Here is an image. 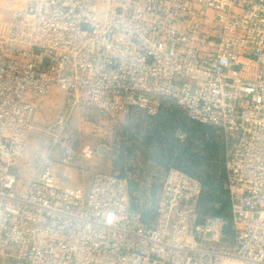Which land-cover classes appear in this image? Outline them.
I'll return each mask as SVG.
<instances>
[{
	"label": "built area",
	"instance_id": "obj_1",
	"mask_svg": "<svg viewBox=\"0 0 264 264\" xmlns=\"http://www.w3.org/2000/svg\"><path fill=\"white\" fill-rule=\"evenodd\" d=\"M61 87L57 117L34 98ZM230 139L229 220L199 216L198 178L169 167L152 213L130 176L99 170L87 188L54 173L88 158L78 107L154 116L161 98ZM50 135L22 185L14 161L31 130ZM0 264H264V0H27L0 39Z\"/></svg>",
	"mask_w": 264,
	"mask_h": 264
},
{
	"label": "rangeland",
	"instance_id": "obj_2",
	"mask_svg": "<svg viewBox=\"0 0 264 264\" xmlns=\"http://www.w3.org/2000/svg\"><path fill=\"white\" fill-rule=\"evenodd\" d=\"M26 1L0 0V39L5 36L11 10L23 7ZM64 100L65 92L61 87H52L47 94L36 96L37 124L55 119ZM161 102L154 116L135 111L129 117L115 119L100 115L94 108L78 107L70 125L78 136V148L87 142L93 146L94 153L88 158L78 156L66 166L55 160L54 173L62 180H72L84 187L89 185L96 171L126 173L130 176L134 204L151 214L165 171L176 167L201 182L199 216L221 212L229 220L231 210L222 209L221 199L226 198L231 206L225 187V160L231 148L230 139L216 126L188 119L170 98L162 97ZM49 139L50 135L40 126L31 130L22 154L14 161L21 185L44 154ZM3 261L16 262L0 256V262Z\"/></svg>",
	"mask_w": 264,
	"mask_h": 264
},
{
	"label": "crops",
	"instance_id": "obj_3",
	"mask_svg": "<svg viewBox=\"0 0 264 264\" xmlns=\"http://www.w3.org/2000/svg\"><path fill=\"white\" fill-rule=\"evenodd\" d=\"M135 113V112H134ZM59 153V154H58ZM59 156H60V152H55L54 153V155H53V163L55 162V160H58V158H59ZM53 167H54V171L56 170V166L53 164ZM61 168V167H60ZM64 172H65V174H66V170H64ZM56 175V174H55ZM57 176V175H56ZM57 178L58 179H60L61 181H63V182H65V183H67V184H73V185H81V184H79V183H74V182H72V180L70 181V180H67V179H65V180H62L61 178H59V176H57ZM91 180V179H90ZM89 183H90V181H89ZM82 186V185H81ZM89 186V185H88ZM87 186V187H88ZM84 187V186H83ZM87 187H85V188H87Z\"/></svg>",
	"mask_w": 264,
	"mask_h": 264
},
{
	"label": "trees",
	"instance_id": "obj_4",
	"mask_svg": "<svg viewBox=\"0 0 264 264\" xmlns=\"http://www.w3.org/2000/svg\"><path fill=\"white\" fill-rule=\"evenodd\" d=\"M221 202H222V205H223V207H222V209L223 210H226V209H228V208H230L229 206H228V201L226 200V198H222L221 199ZM198 206H199V202H198ZM198 208V207H197ZM213 215H223L221 212H219V213H216V214H213ZM223 216H225V215H223ZM226 217V216H225Z\"/></svg>",
	"mask_w": 264,
	"mask_h": 264
}]
</instances>
